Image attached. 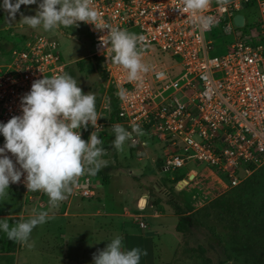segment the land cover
Segmentation results:
<instances>
[{"label": "built area", "instance_id": "built-area-1", "mask_svg": "<svg viewBox=\"0 0 264 264\" xmlns=\"http://www.w3.org/2000/svg\"><path fill=\"white\" fill-rule=\"evenodd\" d=\"M91 3L103 24L146 37L142 59L151 70L142 74L139 87L129 82L125 71L108 59L106 46L100 45L99 37L106 35L107 29L77 22L92 40L88 57L100 61L104 75L96 95L98 127L89 123L81 128V139L87 142L93 131L98 138L106 134L114 138L112 125L131 131V125L137 124L143 134L133 133L126 143L138 159L151 142L159 149L156 161L163 172L177 173L192 165L207 170L226 188L241 183L242 170L248 173L264 164V0H209L201 13L213 17L208 28L183 11L182 0ZM243 11L249 14L244 16ZM237 16L242 17L241 25L235 21ZM58 46L56 39L31 34L1 51L0 58L6 55L8 59L0 62V123L21 114V97L35 80L43 75L69 74ZM118 87L130 95L121 100L115 94ZM111 99L117 104L114 122L107 119ZM3 143L0 135V146ZM5 155L19 168L13 154ZM187 171L176 183L187 181L183 188L191 185L189 171L194 170ZM196 173L191 172L194 179ZM96 180L95 175L80 176L66 197L92 199L103 185ZM9 188L28 197L44 193L28 191L23 174L20 181L10 182ZM139 226L146 233V225L140 221Z\"/></svg>", "mask_w": 264, "mask_h": 264}, {"label": "rangeland", "instance_id": "rangeland-1", "mask_svg": "<svg viewBox=\"0 0 264 264\" xmlns=\"http://www.w3.org/2000/svg\"><path fill=\"white\" fill-rule=\"evenodd\" d=\"M39 2L21 5L11 17L0 9V45L7 50L31 34L56 39L61 62L68 66L69 74L77 80L83 93L93 92L96 97L104 84V75L102 67L88 57L92 52V40L86 28L78 24L72 28L60 26L47 32L30 29L23 24L22 18L34 16ZM242 14L246 16L249 12L243 11ZM5 59L8 58L3 55L0 62ZM78 62L82 63V69L78 67ZM99 139V147L106 150L101 158L107 161L99 172L108 178L109 183L101 184L102 187L94 191L96 196L93 199L84 200L85 210L91 212L97 208L104 214L125 206L134 214L143 215L141 222L164 229L155 233L149 228L143 234L138 220L126 218L120 222L122 219L111 218L106 236H111V239L121 236L125 248H132L141 239L153 238L159 256L157 264H264V164L248 173L242 170L241 183L227 188L207 170L194 169L197 177H191V185L183 188L185 182L180 186L170 178L186 172L192 165L177 173L160 172L161 165L152 161L155 156L152 153L153 143L147 142L144 153L138 159L128 149L126 141L117 150L111 146L113 137L109 134ZM100 180L98 177L96 183L100 184ZM145 189L149 199L145 208L140 210L136 201ZM38 195L34 193L35 200L30 201L22 191L8 187L7 195L0 200V219L6 220L10 226L26 220L30 217V204L37 208L35 212L46 211L48 216L56 214L52 211L55 208L49 205V197L44 196L46 193L40 200L36 197ZM145 203L141 199L139 206L143 207ZM189 210L191 212L187 214ZM154 212L156 216L153 217L144 215ZM81 221L84 227L78 226L82 225ZM98 223L103 225V219L98 216L68 218L59 226L61 231L53 224L48 228L41 224L32 229L29 238L33 245L31 249L0 233V264H14L16 261L18 264H65L63 256L68 250V254L81 253V257L86 256L82 255L85 250L98 251L100 247L92 236L98 238L105 235ZM210 227L215 229L220 240L211 236L207 230ZM56 231L64 234V243L59 242L58 246L50 240ZM78 234L85 237L83 243L76 239ZM47 249H53L54 253Z\"/></svg>", "mask_w": 264, "mask_h": 264}, {"label": "clouds", "instance_id": "clouds-1", "mask_svg": "<svg viewBox=\"0 0 264 264\" xmlns=\"http://www.w3.org/2000/svg\"><path fill=\"white\" fill-rule=\"evenodd\" d=\"M37 3V0H0V9L14 16L21 5ZM209 6V0H182L184 12L192 14L202 28H208L213 17L202 15ZM23 24L30 29L56 30L60 26H78L77 22L93 25L94 29H107L99 37L101 47L109 52L108 59L126 73L129 82L142 84V74L151 70V65L142 59L146 37L127 29L105 25L99 20V13L91 0H40L34 16H24ZM161 73H157L159 77ZM121 100L130 94L123 87L115 93ZM98 114L95 94L83 93L78 82L67 73L53 74L35 80L30 91L21 97V114L0 123V135L4 143L0 146V200L7 195L9 183L20 181L28 191L42 190L49 197L50 207L72 192V186L82 175L94 176L107 161L101 157L105 149L99 147L101 139L93 131L87 142L81 139L80 129L87 124L97 128ZM114 138L112 146L120 150L133 133L142 135L137 124L131 131L120 124L112 125ZM15 156L13 161L5 153ZM50 219L46 211L34 212L26 220L11 226L0 219V233L31 249L30 234L37 225ZM146 252L140 248L126 249L122 237L116 235L103 250L93 255L92 264H140Z\"/></svg>", "mask_w": 264, "mask_h": 264}, {"label": "crops", "instance_id": "crops-1", "mask_svg": "<svg viewBox=\"0 0 264 264\" xmlns=\"http://www.w3.org/2000/svg\"><path fill=\"white\" fill-rule=\"evenodd\" d=\"M154 149V151H153ZM158 147L157 146H154L153 145V148H152V153L155 155L154 158H153V163H158L156 160H157V156H158ZM160 164V163H158ZM196 170L197 168L192 166L189 170ZM194 170V171H195ZM159 171L160 172H163V170L161 169V167L159 166ZM194 171H189V177L192 176L191 175V172H194ZM186 172H183L181 174H179L177 177H172L170 179L172 180H175L176 178H178L179 176L183 175V179L186 177ZM188 177V178H189ZM109 183V181H108ZM156 189V188H155ZM96 190H99V189H96ZM157 190V189H156ZM121 192V191H120ZM43 193H39L37 199L40 200L41 196H42ZM25 195V194H24ZM26 196V195H25ZM45 197L48 198L47 194L44 195ZM96 196V194L94 195V197ZM99 196V195H98ZM93 197V198H94ZM26 199L28 200H32L34 199L33 198V195L31 196H26L25 197ZM92 198V199H93ZM141 199H144V201H146L145 205H144V208L147 204V200L149 199V194H148V191L145 189V193H143L142 195H140L136 201V207H138L140 210H143L144 208H141L138 206V201H140ZM35 200V199H34ZM83 202H84V199H78V198H75L73 200H69L67 197L60 201L58 203V206L55 207L54 212H56V214H53V215H50V219H47L43 224L42 226L44 228H48L51 224H53L55 227H57L59 230L58 231H61L60 230V225L64 222L65 219H68V218H81V217H88V216H98V217H101L103 219V225L102 223H98V226H101L103 227V232H104V236L102 237H94L92 236V238L94 240H96V244L99 245L100 247V250H103L104 247L106 246V244L108 243V241L111 240V236H106V232L108 230V227L111 225L110 221H111V218H119V219H122L120 222H123V219H134V220H138L139 222L142 221L143 219V215H136L134 214L133 211L129 210L128 207H123V206H120L119 210L117 211H111V212H106L104 214L100 213L99 210L96 208V210L94 211H86L84 206H83ZM36 207H34V204H30L28 206V214L31 216L33 214V212L36 211ZM156 212L154 213H145L144 215H146V217H153V216H156L155 214ZM107 218V219H106ZM81 224L82 225H78V226H85V224L83 225V222L81 221ZM145 224V223H144ZM41 225V224H40ZM40 225H37V226H40ZM146 225V230L148 231L149 228L153 229L154 232L158 233L159 231L158 230H164V229H158V228H155L153 225L150 226L145 224ZM34 227V228H37ZM149 226V227H148ZM101 229V228H99ZM56 231L55 233H53V235L51 236V242L53 244H59V242H62L64 243V234L62 232H58ZM146 231V233H147ZM146 233H143V234H146ZM162 233V232H161ZM165 232L163 231L162 235L164 236ZM85 237L81 234H78L76 236V239L78 240L79 243H83V239ZM122 243H123V238H122ZM124 244H129V242H124ZM132 246V245H131ZM132 247H137V248H140L142 250H144L146 252V255H143L141 256L140 258V264H157L158 262V252H157V247H156V242L154 241L153 238H149L148 240H143L141 239L140 240V243H136L135 246H132ZM126 249H131L129 247H126ZM50 253H54L53 249H47ZM56 251V250H55ZM69 253V250L65 252L63 258L65 260V264H92V258H93V255L95 253H97V251L95 250H85L83 252L82 255H86V256H80L81 253L79 254H74V255H70L68 254ZM70 255V256H69ZM14 264H18V262L16 261Z\"/></svg>", "mask_w": 264, "mask_h": 264}, {"label": "trees", "instance_id": "trees-1", "mask_svg": "<svg viewBox=\"0 0 264 264\" xmlns=\"http://www.w3.org/2000/svg\"><path fill=\"white\" fill-rule=\"evenodd\" d=\"M3 48H4V46L0 45V52L3 51ZM94 62H95L96 65H100V66H101L100 61L96 60V61H94ZM77 65H78V67H79L80 69H82L83 65H82L81 62H78ZM111 92H112V90H110V93H111ZM96 103H97V99H96V97H95V104H96ZM107 119H108L109 122H114V121H116V119H117V104H116V102H115L114 99H111V101H110V112H109V114H108V118H107ZM111 146H112V143H111ZM112 147H113V146H112ZM113 148H114V147H113ZM103 156H105V154H103ZM95 176L100 177V178L102 179V184H108V178H106L104 175H101V173H100L99 171L95 174ZM183 177H184V176L181 175V176H179L178 178H176V179H175L176 182L179 181V180H181ZM189 212H191V210L187 211V214H188ZM207 230L210 232L211 236H212L214 239H216V240H220V237L216 234L215 229H214L213 227L207 228Z\"/></svg>", "mask_w": 264, "mask_h": 264}, {"label": "water", "instance_id": "water-1", "mask_svg": "<svg viewBox=\"0 0 264 264\" xmlns=\"http://www.w3.org/2000/svg\"><path fill=\"white\" fill-rule=\"evenodd\" d=\"M236 23L238 25H241L242 23V17L241 16H237L236 19H235ZM192 176L189 177V179H191ZM184 182H187V181H184ZM225 264H229V263H225Z\"/></svg>", "mask_w": 264, "mask_h": 264}, {"label": "bare ground", "instance_id": "bare-ground-1", "mask_svg": "<svg viewBox=\"0 0 264 264\" xmlns=\"http://www.w3.org/2000/svg\"><path fill=\"white\" fill-rule=\"evenodd\" d=\"M180 186L182 185V184H179Z\"/></svg>", "mask_w": 264, "mask_h": 264}]
</instances>
